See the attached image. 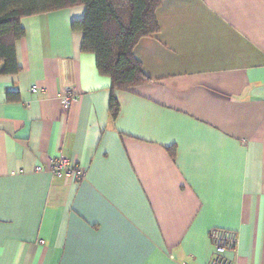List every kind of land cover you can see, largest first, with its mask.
<instances>
[{"label":"crops","instance_id":"crops-1","mask_svg":"<svg viewBox=\"0 0 264 264\" xmlns=\"http://www.w3.org/2000/svg\"><path fill=\"white\" fill-rule=\"evenodd\" d=\"M84 13L23 18L0 76V264H209L215 228L264 264V0H161L133 50L151 81L115 91V120ZM61 157L79 181L48 170Z\"/></svg>","mask_w":264,"mask_h":264},{"label":"trees","instance_id":"trees-1","mask_svg":"<svg viewBox=\"0 0 264 264\" xmlns=\"http://www.w3.org/2000/svg\"><path fill=\"white\" fill-rule=\"evenodd\" d=\"M161 0H0V76L20 72L15 43L24 36L23 18L69 9L85 8L84 16L72 22L82 33L81 53L95 56L99 75L108 77L111 90L108 112L111 120L119 113L115 91L132 92L151 80L143 73L133 50L138 41L158 32L155 10ZM8 102L17 96L7 95ZM172 155V149H169Z\"/></svg>","mask_w":264,"mask_h":264},{"label":"built area","instance_id":"built-area-1","mask_svg":"<svg viewBox=\"0 0 264 264\" xmlns=\"http://www.w3.org/2000/svg\"><path fill=\"white\" fill-rule=\"evenodd\" d=\"M32 93L36 92V87H32ZM78 93L75 88H66L61 96L62 108L68 110L73 103L78 100ZM41 165L36 167V171H42ZM54 176L64 175L73 182L79 181L83 177V170L75 163H70L66 158L50 159L49 169ZM209 241L213 247V255L209 264H234L226 258V254L236 251L238 245L237 234L233 231L222 229H211L208 234Z\"/></svg>","mask_w":264,"mask_h":264}]
</instances>
